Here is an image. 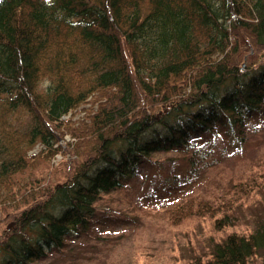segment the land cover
Wrapping results in <instances>:
<instances>
[{
  "label": "trees",
  "instance_id": "obj_1",
  "mask_svg": "<svg viewBox=\"0 0 264 264\" xmlns=\"http://www.w3.org/2000/svg\"><path fill=\"white\" fill-rule=\"evenodd\" d=\"M259 128L264 0H0V264L60 257L140 174L172 226L233 227L181 195ZM260 250L264 222L194 264Z\"/></svg>",
  "mask_w": 264,
  "mask_h": 264
},
{
  "label": "rangeland",
  "instance_id": "obj_2",
  "mask_svg": "<svg viewBox=\"0 0 264 264\" xmlns=\"http://www.w3.org/2000/svg\"><path fill=\"white\" fill-rule=\"evenodd\" d=\"M164 154L169 152L157 156ZM262 173L264 128H259L247 145L207 170L181 195L209 199L221 204V210L228 209L235 224L223 231L215 230L207 217L172 226L162 215V203L169 198L154 196L161 188L159 183L140 174L103 201L115 213L100 214L87 237L72 242L60 257L46 256L40 264H194L200 258L206 260L213 244L227 233L251 232L264 222V186H258ZM245 183L249 188H242ZM250 264H264V251Z\"/></svg>",
  "mask_w": 264,
  "mask_h": 264
}]
</instances>
